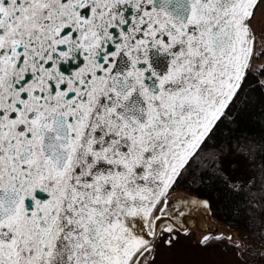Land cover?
Returning a JSON list of instances; mask_svg holds the SVG:
<instances>
[{
	"label": "snow or ice",
	"instance_id": "6c2138e0",
	"mask_svg": "<svg viewBox=\"0 0 264 264\" xmlns=\"http://www.w3.org/2000/svg\"><path fill=\"white\" fill-rule=\"evenodd\" d=\"M0 264H264V0H0Z\"/></svg>",
	"mask_w": 264,
	"mask_h": 264
},
{
	"label": "trees",
	"instance_id": "16d2710c",
	"mask_svg": "<svg viewBox=\"0 0 264 264\" xmlns=\"http://www.w3.org/2000/svg\"><path fill=\"white\" fill-rule=\"evenodd\" d=\"M256 127H258V125Z\"/></svg>",
	"mask_w": 264,
	"mask_h": 264
}]
</instances>
